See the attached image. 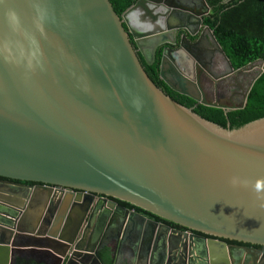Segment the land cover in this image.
Returning a JSON list of instances; mask_svg holds the SVG:
<instances>
[{
  "label": "water",
  "instance_id": "obj_1",
  "mask_svg": "<svg viewBox=\"0 0 264 264\" xmlns=\"http://www.w3.org/2000/svg\"><path fill=\"white\" fill-rule=\"evenodd\" d=\"M171 3L137 0L119 17L109 0H0V264H105L96 247L118 208L123 233L142 222L148 264H181L165 255L181 236L202 264H264L252 249L264 247V118L222 128L151 81L143 61L176 44ZM189 55L163 49L159 80L225 112L264 73L259 60L243 103L225 107L185 72Z\"/></svg>",
  "mask_w": 264,
  "mask_h": 264
},
{
  "label": "flooded vegetation",
  "instance_id": "obj_2",
  "mask_svg": "<svg viewBox=\"0 0 264 264\" xmlns=\"http://www.w3.org/2000/svg\"><path fill=\"white\" fill-rule=\"evenodd\" d=\"M170 1L177 4L178 6L175 13L172 14V17L169 18V23L172 22V25L175 27L174 38H176V44L174 46L166 45L159 48L156 52V55L159 54V56L161 57L162 50L166 47L177 50L181 47V44H183V48L191 54L189 55V58L194 59L196 61L195 64L198 66L197 68L194 66L193 69L192 66H187L185 67V72H188V74H191V72H193V74L195 75L201 74L200 86L203 93L205 94L206 101H213L225 107L240 106L244 101L249 84L259 71V60L249 63L242 68L234 70L225 54L224 57L223 54L219 52V49L212 39L210 29L204 25V19L209 14H211V10L208 12L207 9H205V7L199 2V0ZM182 38H186L188 44L183 43ZM200 70L202 71V73H200ZM195 104L200 105L198 103ZM117 203L122 208H126L127 210L132 211L128 209L127 206L122 205V202ZM121 213H123V209L121 210L120 208H118L117 211L111 212V220L109 223L107 222V225H109V229L115 228L117 229V231L115 233L114 230L105 229L103 231L99 239V243L96 247L97 254L101 258V254L108 251L109 256H111L112 248H114L115 245L118 244V242H121L120 248L118 249V254L115 258L116 264H148V250L146 247L148 237L147 235L145 237L139 235L137 225L140 221L133 220L135 223L131 221L129 224H127V229L123 233L124 225L122 226L123 223L118 216V214ZM139 214L147 217L148 219H151L144 213ZM163 222L165 221L158 223L167 225ZM141 223L142 222H140V225H142ZM85 226L86 221L83 225V228ZM170 228L180 233H189L185 229L178 226H176V228ZM175 238L179 240V245L177 249L175 248L169 250L167 248V254H165L166 258L168 256L172 257L174 261H177V263L181 264H202L199 261L200 259L198 258V256H194V254L192 255L191 249L189 248L190 242L188 239L182 236L174 237V239ZM87 240L89 242V235ZM167 242H170L169 238H167ZM174 244L178 243H173V245ZM107 246L108 248L110 247V250H108ZM252 249L256 250L257 252H261V254H264V251L256 249V247H252ZM149 251H151V247ZM170 253L171 255H169ZM195 258H197V260H195ZM24 262L32 264L40 263L30 260ZM47 262L49 263L50 261ZM108 263L112 264V261L109 260Z\"/></svg>",
  "mask_w": 264,
  "mask_h": 264
},
{
  "label": "trees",
  "instance_id": "obj_3",
  "mask_svg": "<svg viewBox=\"0 0 264 264\" xmlns=\"http://www.w3.org/2000/svg\"><path fill=\"white\" fill-rule=\"evenodd\" d=\"M115 13L120 17L137 0H109ZM211 10L204 19L217 44L227 57L232 68L237 70L256 60L264 61V0H204ZM159 54L152 66H143L151 81L176 103L191 108L202 118L229 130L239 129L253 121L264 118V73L253 84L246 105L241 110L225 112L220 109L196 105L192 100L180 96L168 89L158 78ZM130 210L144 213L149 218L162 222L159 218L122 203ZM170 227L173 224L163 222ZM227 245L243 246L226 241ZM264 251V247H256ZM106 253V254H105ZM101 254L105 264H109V253ZM15 264H32L17 259Z\"/></svg>",
  "mask_w": 264,
  "mask_h": 264
},
{
  "label": "bare ground",
  "instance_id": "obj_4",
  "mask_svg": "<svg viewBox=\"0 0 264 264\" xmlns=\"http://www.w3.org/2000/svg\"><path fill=\"white\" fill-rule=\"evenodd\" d=\"M0 194H2V195H4V193L3 192H0ZM0 203H1V201H0ZM4 207V206H3ZM0 208H1V206H0ZM5 208V207H4ZM6 208H7V206H6Z\"/></svg>",
  "mask_w": 264,
  "mask_h": 264
},
{
  "label": "crops",
  "instance_id": "obj_5",
  "mask_svg": "<svg viewBox=\"0 0 264 264\" xmlns=\"http://www.w3.org/2000/svg\"><path fill=\"white\" fill-rule=\"evenodd\" d=\"M88 264H90V261L88 262ZM92 264V263H91Z\"/></svg>",
  "mask_w": 264,
  "mask_h": 264
},
{
  "label": "rangeland",
  "instance_id": "obj_6",
  "mask_svg": "<svg viewBox=\"0 0 264 264\" xmlns=\"http://www.w3.org/2000/svg\"><path fill=\"white\" fill-rule=\"evenodd\" d=\"M106 254V253H105Z\"/></svg>",
  "mask_w": 264,
  "mask_h": 264
}]
</instances>
